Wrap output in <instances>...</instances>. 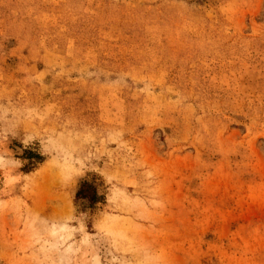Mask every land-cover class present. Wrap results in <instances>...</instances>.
I'll return each instance as SVG.
<instances>
[{
    "label": "rangeland",
    "instance_id": "obj_1",
    "mask_svg": "<svg viewBox=\"0 0 264 264\" xmlns=\"http://www.w3.org/2000/svg\"><path fill=\"white\" fill-rule=\"evenodd\" d=\"M0 264H264V0H0Z\"/></svg>",
    "mask_w": 264,
    "mask_h": 264
},
{
    "label": "trees",
    "instance_id": "obj_2",
    "mask_svg": "<svg viewBox=\"0 0 264 264\" xmlns=\"http://www.w3.org/2000/svg\"><path fill=\"white\" fill-rule=\"evenodd\" d=\"M78 199L87 200L89 204H96L100 201V198L98 197L97 189L89 184V183H83L81 185V188L77 194Z\"/></svg>",
    "mask_w": 264,
    "mask_h": 264
}]
</instances>
